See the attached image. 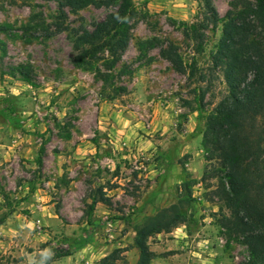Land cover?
Instances as JSON below:
<instances>
[{
	"label": "rangeland",
	"instance_id": "374dc122",
	"mask_svg": "<svg viewBox=\"0 0 264 264\" xmlns=\"http://www.w3.org/2000/svg\"><path fill=\"white\" fill-rule=\"evenodd\" d=\"M211 1L219 20L194 40L184 29L204 21L200 0H133L131 39L104 92L75 59L80 36L119 2L73 11L0 0V264H136L135 226L178 204L181 223L149 239L151 264L248 262L203 144L207 116L229 95L213 55L238 0ZM152 39L160 47L141 48ZM170 45L205 76L203 104L162 58Z\"/></svg>",
	"mask_w": 264,
	"mask_h": 264
},
{
	"label": "trees",
	"instance_id": "16d2710c",
	"mask_svg": "<svg viewBox=\"0 0 264 264\" xmlns=\"http://www.w3.org/2000/svg\"><path fill=\"white\" fill-rule=\"evenodd\" d=\"M116 2L119 6L115 11L97 23L93 31H85L80 36L79 44L85 49L75 59L78 65L97 73L105 85L104 92L113 84L110 71L129 45L132 22L138 10L133 0H64V5L73 11L91 5L111 6ZM200 5L204 21L184 29L185 35L194 40L203 37L208 20H219L211 0H200ZM32 21L40 23V16H34ZM160 45L158 39H152L143 42L141 48ZM105 54L108 57H104ZM161 56L176 71L187 75L188 85L194 87L192 93L200 97L203 104L207 90L198 85L206 80L202 75L199 78L196 62L185 63L174 45L161 49ZM213 63L222 71L229 95L207 116L203 144L209 160L217 163L222 173L223 198L230 225L243 237L248 248L246 264H264V0H238L231 4ZM113 92L119 91L113 89ZM45 151L42 146L36 160L39 168L43 166ZM7 217V214L0 217V226ZM182 218L178 204L135 226L134 246L139 250L136 264H151L153 254L149 239L177 227Z\"/></svg>",
	"mask_w": 264,
	"mask_h": 264
}]
</instances>
